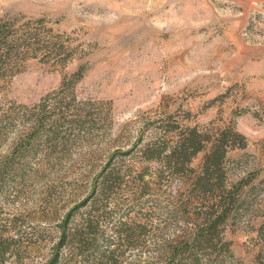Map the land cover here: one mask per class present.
Wrapping results in <instances>:
<instances>
[{"label": "rangeland", "instance_id": "rangeland-1", "mask_svg": "<svg viewBox=\"0 0 264 264\" xmlns=\"http://www.w3.org/2000/svg\"><path fill=\"white\" fill-rule=\"evenodd\" d=\"M0 19L21 38L6 264H46L65 228L92 243L69 264H264V0H0Z\"/></svg>", "mask_w": 264, "mask_h": 264}, {"label": "trees", "instance_id": "trees-1", "mask_svg": "<svg viewBox=\"0 0 264 264\" xmlns=\"http://www.w3.org/2000/svg\"><path fill=\"white\" fill-rule=\"evenodd\" d=\"M21 38L13 31L11 23L8 20L0 19V81L10 72L12 69V63L14 57L19 56V48L21 46ZM181 146H178L176 149H173V155L177 154L180 150ZM223 149V145H215L213 151H219ZM200 147L194 148V151L199 150ZM184 151V149H183ZM210 158V157H209ZM209 158H207L209 160ZM219 160V157L218 159ZM12 159H7L5 161L4 170L9 171V168L13 165ZM218 164V163H217ZM207 169V168H206ZM208 171V169H207ZM223 216V215H222ZM221 215L217 216L212 221L209 219L207 220L209 226L208 229L212 231L218 226V223L221 222ZM95 225L91 223L90 227H87L88 230L94 229ZM86 230V227H84ZM87 232V231H86ZM82 231L81 229L68 233L67 229L65 228L63 234L59 237L57 247L54 249V253L51 256V259L47 261L46 264H69L72 262V258L76 255H83L85 250L89 245H92L90 241L87 239V233ZM201 233L204 230L200 231ZM77 240V241H76ZM78 242V251L74 249V244ZM3 240L0 238V264H6V252L7 250L2 246ZM56 250V251H55ZM178 248L174 250L177 251ZM76 251V252H75ZM261 264H263L261 262Z\"/></svg>", "mask_w": 264, "mask_h": 264}]
</instances>
